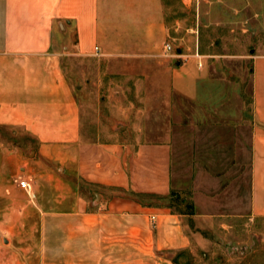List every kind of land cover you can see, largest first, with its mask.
<instances>
[{
    "label": "crops",
    "instance_id": "crops-1",
    "mask_svg": "<svg viewBox=\"0 0 264 264\" xmlns=\"http://www.w3.org/2000/svg\"><path fill=\"white\" fill-rule=\"evenodd\" d=\"M190 8L184 0H0V129L34 143L31 169L26 165L22 170L17 156L9 158L24 175L15 177V189L20 179L31 185L27 176L32 169L51 170L61 162L58 196L77 195L68 201L71 209L44 212L49 218L44 264H145L151 260L145 249L151 233L156 251L190 246L182 215L130 195L167 197L168 145L81 140L87 134L64 70L71 58L93 55L153 61L165 54L168 43L174 51L149 73L159 76L164 89L192 99L205 71L194 59V37L181 36L183 11ZM251 95V208L254 217H263L264 54L252 57ZM5 185L0 184V195L12 192L13 184ZM88 196L94 197V208L88 209ZM192 218L199 229L214 220L209 215ZM159 259L171 264L167 254Z\"/></svg>",
    "mask_w": 264,
    "mask_h": 264
},
{
    "label": "rangeland",
    "instance_id": "rangeland-1",
    "mask_svg": "<svg viewBox=\"0 0 264 264\" xmlns=\"http://www.w3.org/2000/svg\"><path fill=\"white\" fill-rule=\"evenodd\" d=\"M184 1L191 8L183 11L181 36L194 37V59L205 71L196 97L164 89L159 76L149 73L158 70L163 53L149 62L71 58L64 70L87 134L81 140L168 145L169 193L145 202L172 204V212L183 213L190 246L156 251L151 233L145 248L151 260L145 264H166L159 259L164 254L171 264H264V216L254 217L251 208V68L252 57L264 54V0ZM190 29L193 34L186 32ZM33 149L28 136L13 139L0 129V184H13L12 192L0 195V264H44L49 220L44 212L71 209L68 201L77 197L58 196L61 162L26 175L30 194L15 189V177L24 175L9 158L17 156L22 170L31 169ZM84 198L94 208V197ZM194 215L214 220L199 229Z\"/></svg>",
    "mask_w": 264,
    "mask_h": 264
},
{
    "label": "built area",
    "instance_id": "built-area-1",
    "mask_svg": "<svg viewBox=\"0 0 264 264\" xmlns=\"http://www.w3.org/2000/svg\"><path fill=\"white\" fill-rule=\"evenodd\" d=\"M164 48H165V54H169L170 52L174 51V48L168 43L164 45ZM197 56L198 55H196V57ZM183 61L185 62L186 59H183ZM197 66H198V68H201L202 67V63L198 62ZM18 187L20 189H22L23 191H25L26 193H28V194H30V192H31V185L26 179L18 180ZM151 220L153 222L155 220V217H151Z\"/></svg>",
    "mask_w": 264,
    "mask_h": 264
},
{
    "label": "trees",
    "instance_id": "trees-1",
    "mask_svg": "<svg viewBox=\"0 0 264 264\" xmlns=\"http://www.w3.org/2000/svg\"><path fill=\"white\" fill-rule=\"evenodd\" d=\"M133 198H135L136 200L142 202L145 199H150V198H162V197H158L157 195L154 194H135V193H131L130 194ZM175 201H173L174 203ZM167 207H169L170 209L172 208V204L168 205ZM186 208H191L190 206H187ZM179 214H183L181 212H178ZM192 214V213H191Z\"/></svg>",
    "mask_w": 264,
    "mask_h": 264
},
{
    "label": "water",
    "instance_id": "water-1",
    "mask_svg": "<svg viewBox=\"0 0 264 264\" xmlns=\"http://www.w3.org/2000/svg\"><path fill=\"white\" fill-rule=\"evenodd\" d=\"M96 197L98 198V195H96Z\"/></svg>",
    "mask_w": 264,
    "mask_h": 264
}]
</instances>
